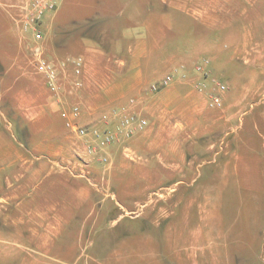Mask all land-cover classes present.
Listing matches in <instances>:
<instances>
[{"label":"rangeland","instance_id":"1","mask_svg":"<svg viewBox=\"0 0 264 264\" xmlns=\"http://www.w3.org/2000/svg\"><path fill=\"white\" fill-rule=\"evenodd\" d=\"M24 2L0 0L2 148L49 159L48 199L67 207L65 235L33 263L264 264V0H63L41 41L22 27ZM37 46L60 65L58 92ZM205 60L227 85L222 107L196 89ZM74 104L87 127L116 129L125 111L148 124L105 163L67 127Z\"/></svg>","mask_w":264,"mask_h":264},{"label":"crops","instance_id":"2","mask_svg":"<svg viewBox=\"0 0 264 264\" xmlns=\"http://www.w3.org/2000/svg\"><path fill=\"white\" fill-rule=\"evenodd\" d=\"M160 16L156 13L151 15L154 18ZM144 23L139 22L133 28L137 27L144 33H150L151 29L153 33H162L161 24L150 28ZM44 113L46 110L41 108L29 118L34 119ZM3 142L0 125V256L10 254L16 259L26 258L19 264H34L35 251L42 257H49L48 243L59 240L66 233L65 213H60V210L67 207L64 202L50 203L46 185L50 176L59 172L50 169L49 159L38 161L40 156L26 158L18 152H10L9 148L4 151L3 145L7 147L9 143ZM51 210L58 212L51 215Z\"/></svg>","mask_w":264,"mask_h":264},{"label":"built area","instance_id":"3","mask_svg":"<svg viewBox=\"0 0 264 264\" xmlns=\"http://www.w3.org/2000/svg\"><path fill=\"white\" fill-rule=\"evenodd\" d=\"M62 0H25L20 22L22 27L32 32L36 41H41L44 38L43 24L45 18L55 13ZM36 50V66L44 75L48 86L55 92L60 89V65L52 60L45 58L42 55L41 46H37ZM71 60V61H70ZM72 62L75 72L80 75L85 65L84 58L77 56L73 59H68ZM66 61L61 63L64 66ZM208 62L202 61L195 66V72L203 76L204 80H200L196 84V89L200 93H206L209 98V103L213 107H222L224 103L223 93L227 89V85L218 77H210L208 70ZM174 75H167L160 84H154L153 90H157L160 86H166L173 80ZM209 79V80H208ZM213 84L210 90H207L208 84ZM76 85L81 86L82 81H76ZM80 105L74 104L68 111H63V116L66 119V125L73 130L79 137L85 139V147L87 153L96 155L102 162L109 161L107 149L116 139L121 136L130 138L137 130L144 129L148 120L132 111H125L119 121L116 129H98L95 127H87L79 123Z\"/></svg>","mask_w":264,"mask_h":264}]
</instances>
